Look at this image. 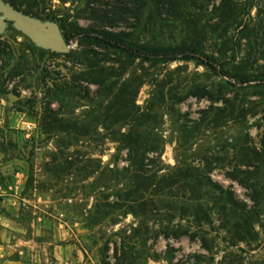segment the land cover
Listing matches in <instances>:
<instances>
[{"label":"rangeland","instance_id":"374dc122","mask_svg":"<svg viewBox=\"0 0 264 264\" xmlns=\"http://www.w3.org/2000/svg\"><path fill=\"white\" fill-rule=\"evenodd\" d=\"M111 1L45 0L44 9L99 28L107 25L101 15ZM220 1L200 0L204 52L225 69L240 67L251 82L237 83L195 61L128 62L123 79L139 82V107L157 104L143 130L163 140L161 151L150 155L158 174L184 164L210 168L211 179L232 190L253 216L252 240L241 241L232 216L215 210L211 222L200 224L173 210L174 198H154V211L146 213L122 201L127 154L95 123L110 97H99L101 88L80 75L87 47L72 41L65 56L40 54L9 24L0 34V264H264V0H243L240 28L237 17L231 23L214 18ZM167 19V27L157 29L160 40L186 37L179 22ZM135 24L127 18L115 30ZM197 87L212 95H194ZM83 120L100 136L82 139L73 124ZM234 167L252 173L259 204L252 190L228 177ZM185 204L175 203L178 209ZM166 227L198 235L166 237Z\"/></svg>","mask_w":264,"mask_h":264},{"label":"trees","instance_id":"16d2710c","mask_svg":"<svg viewBox=\"0 0 264 264\" xmlns=\"http://www.w3.org/2000/svg\"><path fill=\"white\" fill-rule=\"evenodd\" d=\"M4 1L25 14L57 22L67 42L77 41L87 47L82 56L85 70L80 75L101 88L99 97H110V101L103 107L102 115L95 123L107 131L105 138L111 139L117 145L118 152L125 151L127 154L129 167L124 169L122 177L128 180L129 188L119 195L122 201L137 203L141 213H146L154 211L151 208L155 202L154 198H157L158 202H162L166 197L174 198L175 203H182L184 200L188 208L183 205L178 209L174 202L170 207L185 216L192 215L200 224L211 222L212 210L228 218L232 216L231 220L234 221H231V226L238 231L239 239L252 240L253 216H250L246 207L237 201L232 190L225 189L211 179L210 168L184 164L169 174H158L157 162L150 155L161 151L163 140L158 134L143 130V127L149 125L156 117L153 111L157 104L151 102L145 109L139 107L135 100L140 87L139 82L134 78L123 79L124 65L128 62L142 61L153 64L195 61L215 74L233 79L237 83L251 82L249 74L240 67L237 66V69L233 70L225 69L218 63L216 57L204 52L207 31L201 22L204 7L200 0H112L101 15L107 25L99 28L79 27L68 22L66 18L46 14L45 0ZM244 4L243 0H221L219 6L215 8L214 18L231 23L237 17V25L240 28L243 26L242 16L245 15ZM169 16L172 17L169 21L179 22L186 32V37L179 42L172 40V43H166L156 36L158 28L167 27L165 21H168ZM127 18L136 20L133 30H115L117 23ZM246 28L247 26L241 28L240 33L246 32ZM244 37L248 40L250 35L246 34ZM32 46L40 54L65 56L37 48L34 44ZM112 77L115 78L114 81L110 80ZM192 93L198 96L212 95L200 87L195 88ZM54 122L57 123L58 120L55 119ZM59 124L63 127L61 123ZM88 126L92 125L84 120L73 124L75 129H80L79 136L82 139L100 136L97 130L94 132L88 130ZM122 128L126 129L121 130ZM109 172L114 173L115 177L121 176L118 170L109 169ZM240 174H243V177ZM227 175L231 180L238 181L252 190L254 192L251 196L252 201L260 203V193L252 173L234 167ZM146 195L148 200L145 199ZM208 203H212V207H209ZM237 214L240 216V223H237ZM164 233L166 237H170L171 233L178 236L189 235L191 232L166 227ZM197 235V232L191 233V237Z\"/></svg>","mask_w":264,"mask_h":264},{"label":"water","instance_id":"95a60500","mask_svg":"<svg viewBox=\"0 0 264 264\" xmlns=\"http://www.w3.org/2000/svg\"><path fill=\"white\" fill-rule=\"evenodd\" d=\"M9 24L40 49L58 54H66L71 49L57 22L25 14L9 2L0 0V34Z\"/></svg>","mask_w":264,"mask_h":264}]
</instances>
